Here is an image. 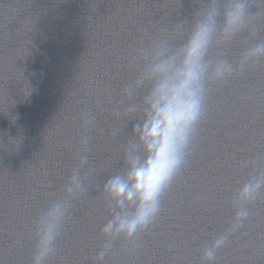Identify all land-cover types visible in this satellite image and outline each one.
Instances as JSON below:
<instances>
[{"label": "water", "instance_id": "water-1", "mask_svg": "<svg viewBox=\"0 0 264 264\" xmlns=\"http://www.w3.org/2000/svg\"><path fill=\"white\" fill-rule=\"evenodd\" d=\"M209 0H0V264H33L36 224L75 189L47 264H264V189L232 229L234 193L264 171V0H246L245 28L219 33L208 59L233 73L208 79L202 117L153 223L109 241L105 184L126 170L153 49H179ZM75 177V183L73 178Z\"/></svg>", "mask_w": 264, "mask_h": 264}, {"label": "clouds", "instance_id": "clouds-1", "mask_svg": "<svg viewBox=\"0 0 264 264\" xmlns=\"http://www.w3.org/2000/svg\"><path fill=\"white\" fill-rule=\"evenodd\" d=\"M248 15L246 0H209L196 14L182 47H160L145 55L137 80L138 85L147 86L143 117L134 127L135 142L125 156L126 170L105 184L113 207L112 218L103 227L109 244L99 253L98 261H103L112 240L121 236L134 239L156 219L162 194L181 169L202 117L206 81L223 80L234 71L228 61L208 59L209 49L219 33L227 37L240 33ZM261 57L264 42L247 48L240 66ZM262 189L264 171L251 175L234 193L238 210L232 229L247 218L245 205L255 201ZM74 195L75 189L69 184L64 199L53 201L41 213L36 224L33 264H47L66 217L67 201ZM227 238V234H221L204 248L205 264H213Z\"/></svg>", "mask_w": 264, "mask_h": 264}]
</instances>
